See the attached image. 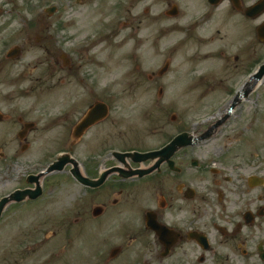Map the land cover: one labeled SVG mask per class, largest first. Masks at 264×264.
<instances>
[{"label":"flooded vegetation","instance_id":"af4514ba","mask_svg":"<svg viewBox=\"0 0 264 264\" xmlns=\"http://www.w3.org/2000/svg\"><path fill=\"white\" fill-rule=\"evenodd\" d=\"M255 1L239 0L234 7L231 0L219 6L202 0L206 8L186 18L182 38L173 43L176 49L188 51L186 59L168 61L163 73L159 68L148 76L159 90L155 95L169 99L171 107H176L174 111L161 110V115L172 120L179 115V127L168 128L167 135L158 138L152 147L133 139L131 133L138 129L137 122L123 118L120 109L112 108L113 93L108 83L89 69L82 70L81 59L69 60L65 65L59 54L51 52L50 33L43 28L44 35L38 36L42 40L37 42L45 40L42 46L51 56L48 64L70 71L77 91L58 107H49L47 101L31 92L38 78L18 93L0 94V199L25 191V195H19L24 199L10 202L6 211L22 207L29 210L37 202L52 206L61 191L59 177L66 176L78 193L73 205L74 223L90 229L92 251L88 256L93 264H114L122 257L125 264H237L262 259L264 153L258 155L252 141L258 126H262L260 95L248 89L228 111L242 76L255 65L253 62L245 70L241 59L255 53L257 45L263 43L257 30L264 16L256 23L258 17L249 12ZM224 2L232 10L223 18L231 21L230 34L223 35L220 27L207 34V25ZM28 20L24 19L23 30L7 28L1 45L32 42L34 25ZM209 45L214 46L207 49ZM77 55L82 58L79 50ZM12 60H0L1 67ZM22 66L18 75L29 74L30 64ZM243 69L244 74L235 81ZM169 86H174V91L178 88L177 93L168 94ZM200 98H221L227 104L215 106L205 115L180 108L184 101ZM97 102L102 108L76 133ZM208 114H212L210 119L196 123ZM119 128L127 132L125 139ZM182 133L189 135L176 139ZM172 141L174 147L165 151ZM42 144L46 147L38 151L40 154L35 153ZM129 151H153L155 156L143 159L118 154ZM64 153L73 155L92 182L75 177L70 164L42 173ZM256 176L260 178L251 180ZM37 193L35 199L30 197ZM52 193L50 199L41 202ZM60 205L64 208L63 203ZM102 228L111 230L101 234Z\"/></svg>","mask_w":264,"mask_h":264},{"label":"rangeland","instance_id":"374dc122","mask_svg":"<svg viewBox=\"0 0 264 264\" xmlns=\"http://www.w3.org/2000/svg\"><path fill=\"white\" fill-rule=\"evenodd\" d=\"M169 1L139 0L132 5V0H127L126 9L129 8L130 12L125 15L120 12L118 0H0V8L4 12L22 14L17 16L18 20L16 21L7 15L0 16V51L2 39L8 33L7 28L10 31L14 27H19L17 22H22L21 19L26 14L27 18L33 19L31 23L34 25L31 26L30 32L32 42L22 45L24 52L20 56L21 61L17 62L14 59L9 63L10 65L5 64L2 67L0 64V94L18 93L21 88L30 86L32 80L38 78L36 88H33L31 92L37 93L40 100L47 101L49 107H58L61 102L73 97L77 91L75 76L68 70H62L61 66L49 65L50 53H46L42 46L45 40L37 42L42 40L38 36L44 35V31L41 30L45 28L50 33V50L54 55L61 49L66 50L74 62L82 60L84 64L82 70L89 69L94 76L101 77L107 83L112 82V92L120 96L113 100V108L120 109L124 111L123 113L139 119L138 129L131 133L133 139L152 147L158 138L167 135L168 128L179 127V115L176 120L168 117L165 119L161 115V110L174 111L176 107L172 108L168 101L162 99L161 101L150 99V94L156 92L154 83L141 74L129 73L130 69L128 68L133 65H129L128 52H142L141 49H144L148 61L153 63V66H158V53L166 54L164 50L167 48L168 52V46L178 36L172 26L202 9V0H181V2L177 0L183 17L182 19L178 17L173 19L167 12L172 6ZM53 4H57L59 7L53 17L38 21L36 16H29L30 13L45 12L44 9ZM231 13L232 10L227 9V2H224L221 9L214 13L207 25V34H211L216 27L223 29V35L230 34L231 21L229 17L227 21H225L226 18L224 20L223 18L226 14ZM111 17L113 22L117 20L119 22L114 35L108 37L107 41H101L97 48L85 50V55L80 53L82 58L77 55V52L70 49L73 46V41L79 37L104 35L105 22ZM262 17L263 15L258 17L256 23H259ZM11 22L14 23L13 27L8 26V23ZM40 24H43L44 27ZM35 25L38 26L35 27ZM53 32L57 34L54 41L51 39ZM128 34L131 35L128 36ZM132 35L133 37L130 38ZM213 46L209 45L207 49H212ZM173 56V60H184L187 55L183 53L182 49ZM263 56L264 42L257 45L255 53L250 52L243 57L240 65L247 67L245 68L247 70L253 62H258ZM133 59V64H138L137 59ZM162 60L163 57H161ZM25 64H30L29 74L18 75L22 65ZM245 70H240L241 75L235 78V81L241 78ZM166 79L168 80V78ZM177 91L178 88L174 91V86L168 87V94H175ZM258 92L260 95L258 108L262 112L259 124L262 126H258L256 136L252 138V141L257 154L260 155V153H264V84L260 86ZM221 100V98L192 99L184 101V106L180 108L192 109L199 114L211 110L215 106H222L225 101ZM147 105L154 106V114L141 123L142 109L147 108ZM158 122L163 126L162 128L157 124ZM121 130L125 139L127 132ZM115 134L116 137H119L117 133ZM45 147L46 144H42L41 148L34 151L40 154L38 151ZM37 154L33 153L34 156ZM59 178L62 179L58 188L61 191H59V199L52 202V206L47 207V203L36 205L39 203L37 202L29 210L22 207L24 209L5 211L4 218L0 221V264H85L84 257L88 258L87 252L92 251L89 247L92 240L90 229H82L84 226L80 227L74 223L73 205L76 196H78L75 190L76 186L66 176ZM52 195L54 193L46 196L41 202L47 201ZM62 203L64 208L60 205ZM110 230V228H102L101 234H107ZM113 263L125 264V261L122 257ZM90 264H92L91 261Z\"/></svg>","mask_w":264,"mask_h":264},{"label":"water","instance_id":"95a60500","mask_svg":"<svg viewBox=\"0 0 264 264\" xmlns=\"http://www.w3.org/2000/svg\"><path fill=\"white\" fill-rule=\"evenodd\" d=\"M263 74H264V68H263V71H262L261 75H263Z\"/></svg>","mask_w":264,"mask_h":264}]
</instances>
